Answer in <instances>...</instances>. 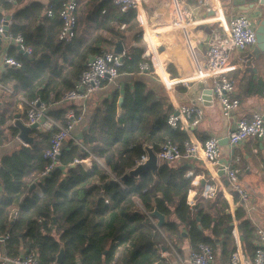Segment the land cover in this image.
<instances>
[{
    "label": "trees",
    "instance_id": "obj_1",
    "mask_svg": "<svg viewBox=\"0 0 264 264\" xmlns=\"http://www.w3.org/2000/svg\"><path fill=\"white\" fill-rule=\"evenodd\" d=\"M67 1L0 0V20L11 16L9 33L22 36L25 47L31 50L25 57L16 46L11 48L10 54L23 66L7 70L0 83L12 85L26 100L37 95L49 100L51 93L59 97L71 90L86 61L99 54L102 45L126 46L120 74H138L145 62L143 46L126 44L127 32L138 28L135 9L122 12L115 0H89L87 11L79 14L78 9L75 37L64 41L60 39L64 26L60 13ZM77 3L79 6L80 1ZM87 23L114 38L91 33L85 28ZM134 35L140 44L139 33ZM119 99V92H114L94 108L81 142L66 140L57 167L47 177L41 174L48 165L45 153L51 133L33 130L32 143L19 146L0 160L2 256L15 258L22 251L35 250L41 264L58 262L61 254L60 264H162L164 235L170 240L183 239L186 231L193 249L200 244L215 249L216 238L231 237L229 204L221 194L216 198L220 212L215 207L220 214L206 211L200 204L189 205L194 177H188L186 166L167 162L155 172L130 174L146 148L157 151L168 140L182 145L189 139L184 129L169 124L174 109L168 97L135 81L132 88H126L122 105ZM50 113L65 122L64 108H53ZM5 124L4 115L0 144L20 134L19 127ZM90 158L93 162L88 168L83 161ZM33 176L40 178V194L29 187ZM154 210L166 217L160 229L149 216ZM15 211L18 215L12 221ZM243 216L238 207L236 217L241 222L244 248L255 251L256 229ZM207 230H212L215 238L207 236ZM6 235L9 238L3 240Z\"/></svg>",
    "mask_w": 264,
    "mask_h": 264
},
{
    "label": "crops",
    "instance_id": "obj_2",
    "mask_svg": "<svg viewBox=\"0 0 264 264\" xmlns=\"http://www.w3.org/2000/svg\"><path fill=\"white\" fill-rule=\"evenodd\" d=\"M79 1L78 9L80 10V14L82 11L84 12L89 9L85 5L89 0ZM141 1L144 14L148 20V27L157 31L156 44L158 46L159 59L167 64V71L170 76L172 78H189L196 74L199 65L203 62L212 32L215 29L221 31L218 24L202 23L211 14V11H208L201 3V0H184L187 10L191 11V15L189 18H181L173 0ZM221 1L227 18L243 13L250 17H257L259 14L258 9L250 12L239 11L235 13L233 12L235 7L228 5L230 3L229 0ZM83 14L86 15V13ZM188 19H190V23L187 26H183V22H187ZM85 28H89L91 33L103 35L106 39L112 40L114 38L104 30L96 31L93 23L85 24ZM135 33L137 31L127 32L128 38L126 44L133 43V46L138 47L142 42L140 44L136 43L134 40ZM122 46L125 55L126 46ZM12 47L13 45H10L4 39L0 58L3 53H10ZM101 48L106 52L116 53L115 44L102 45ZM256 54L260 55V58H256ZM262 57L263 54L258 51L257 44L236 54L235 60L239 63V68L232 74V78L236 82L234 97L240 101V107L230 120L224 117L220 103L213 96L204 95L206 89H203L202 83L198 81L191 82L188 87L177 86L176 88L167 89L151 72L142 74L124 73L120 74L114 83L107 85L92 95L87 102V111L84 119L73 130V137L76 142H81L83 133L87 129L89 117L100 102L111 98L113 93L117 91L120 94V98H124L126 88H132L135 81H141L154 89L158 94L166 95L174 112L178 111L180 107L190 105L199 97H207L202 103L204 115L199 124L193 127L190 123L184 121L182 128L187 132L190 139L202 144L214 136L226 138L228 131L235 128L240 118L246 117L252 119L254 114H264V58ZM4 72L1 70L0 60V77L5 74ZM0 85L7 89H13L12 85H4L2 83ZM3 87L0 86V119L4 118L5 115V127L15 126L17 122L25 124L26 108L22 102L23 97L17 94L12 96ZM38 130L42 131L41 129ZM32 132H30V137L33 136ZM7 134L10 135L9 133ZM21 145L27 146L19 139V136L4 144H0V160ZM222 158L225 162L229 160L233 161L234 165L238 168L240 180L250 195L247 203L243 204L239 200H236L239 197L231 192L229 186H225L226 177L220 176V172L210 163L187 160H178L174 163L186 166L188 168V175L192 173L191 176L194 177L193 189L188 196L189 205L195 206L196 204H200L204 206L206 211L220 214V207L216 203L218 194H221V198L227 200L229 204L228 212L232 219V223L230 224L232 235L229 239L224 235L216 238L217 244L213 250L216 255V264H232L231 259L234 253L239 254L241 260H252L255 255L254 249L244 248L242 232L240 230L241 222L236 217L238 207H241L244 211L243 219H247L256 229L255 240L253 242L255 249L257 230H264V140L250 138L233 149L229 145L223 146ZM84 161H86L84 164L88 168L91 167L93 162L91 158ZM39 179V177L34 176L29 179L30 189L34 186L33 189L38 194L41 193V188L38 186ZM212 206L213 208H211ZM217 206L219 212L215 209ZM205 233L207 236L215 238L212 230H207ZM164 238L167 245L160 250V254L164 259L162 264H181V261L188 262L189 254L194 249L192 248L190 239L187 237L186 231H184L183 239L170 240L166 235H164ZM22 252L24 253V251Z\"/></svg>",
    "mask_w": 264,
    "mask_h": 264
},
{
    "label": "built area",
    "instance_id": "obj_3",
    "mask_svg": "<svg viewBox=\"0 0 264 264\" xmlns=\"http://www.w3.org/2000/svg\"><path fill=\"white\" fill-rule=\"evenodd\" d=\"M12 1V0H10ZM122 12L133 8L136 10V20L140 30L139 35L142 39L144 48L145 62L140 65V73L151 72L165 88L172 89L177 86L188 87L191 82L202 83L204 89H211L213 97L220 103L222 113L228 120L232 119L233 114L239 109L240 101L234 97L236 82L232 74L239 68V63L235 60L236 54L247 50L257 44L256 23L254 17L247 14H237L229 18L226 17L221 0H201V3L211 11V14L202 21L204 24H218L221 31L215 29L210 37L207 51L203 57V62L199 65L197 73L189 78H172L167 71V64L163 63L158 56V46L156 44L157 31L148 27V20L145 16L141 0H115ZM176 10L181 18H189L191 11L187 10L184 0H173ZM78 3L76 0H68L60 13L64 22L60 39L70 41L76 35ZM52 15V11L48 12ZM6 17L0 20V37H3L10 45L20 47V49L31 55V50L26 48L22 36L13 37L10 33L5 37ZM183 22V26H187ZM9 22V26H10ZM187 23V24H186ZM124 28V26H123ZM123 54L106 52L102 50L99 54L90 56L86 61L84 70L76 81L74 87L63 93L61 96L51 93L49 100H43L39 95L32 100L22 99L26 106L27 126L38 125L43 132L51 133L50 148L45 153L48 160L42 178L47 177L58 165L63 145L68 139H74L73 130L85 117L87 102L92 95L102 90L107 85L114 83L120 76V68L123 66ZM1 70L10 68L20 69L23 64L12 56L9 52L2 54ZM4 72V73H5ZM3 87L2 85H0ZM4 88V87H3ZM7 92L16 95L13 89ZM203 97H199L190 105L180 107L178 115L176 112L169 117V124L174 127H181L184 121L196 126L203 118L204 111L202 103ZM64 108L65 122L56 119L51 115L53 108ZM183 129V128H182ZM250 138L264 140V114H254L252 119L240 118L234 129L228 131L226 139L230 148H236ZM224 138L214 136L205 143L188 139L182 145L168 140L159 146L155 152L159 164L176 162L178 160L187 161H206L213 165L219 172H224L229 183L231 192L239 197L243 204L249 201L250 195L246 187L242 184L238 168L233 161L225 162L222 158L221 141ZM79 144V142H77ZM25 144V143H24ZM27 145V144H26ZM151 148V147H150ZM149 160L146 153L140 158L137 166L145 164ZM86 161H83L85 163ZM192 173L188 176L190 177ZM207 195V194H206ZM17 211L11 217L14 221L17 218ZM156 224V222H154ZM256 240L255 255L252 260L240 259V255L234 253L231 259L232 264H264V230L258 229ZM6 235L3 240H7ZM0 264H41L35 250H26L21 256L9 258L0 254ZM52 264H59L57 261ZM114 264V263H112ZM181 264H216V255L212 247L200 244L189 254L188 262L181 261Z\"/></svg>",
    "mask_w": 264,
    "mask_h": 264
},
{
    "label": "water",
    "instance_id": "obj_4",
    "mask_svg": "<svg viewBox=\"0 0 264 264\" xmlns=\"http://www.w3.org/2000/svg\"><path fill=\"white\" fill-rule=\"evenodd\" d=\"M42 2H45L46 4L49 3L51 0H40ZM228 5H233L235 8L233 12H250L253 11L254 9H258L259 14L257 17H254V21L256 23V32H257V48L258 51L263 54L264 58V0H229ZM6 27H5V33L4 36L7 37L9 33V22L11 20V16L6 17ZM2 44H3V37H0V51L2 49ZM19 54H22L25 57H29L30 55L25 52L24 50L20 49V47H17ZM123 46L122 44H118L116 47V53L118 54H123ZM256 58H260V55L258 54L255 55ZM204 89V86H203ZM210 95L211 97L213 96V93L211 89H206L204 91V95ZM205 100L207 97H203ZM124 101V98H120L119 104L122 105ZM176 115H178V112H176ZM20 128V134H19V139L25 143V144H30L33 142V138L30 137V132L33 130H37L39 128L38 125H33V126H27L24 123L17 122L15 125ZM222 146H227L228 145V140L224 138L221 141ZM146 151L149 154V160L143 164L135 168L134 170L131 171V175L138 176L144 171L150 170L152 172H155L159 166L158 159L155 155V152L153 148H146ZM220 176H225V173L222 171L219 173ZM225 186H229V183L227 180H225ZM34 187V186H33ZM32 187V189H33ZM238 196V195H237ZM149 216L152 219H156V226L160 229L162 226L166 223V217L160 213L158 210H154L153 212L149 213ZM63 255L61 254L58 258V263L60 264L62 262Z\"/></svg>",
    "mask_w": 264,
    "mask_h": 264
},
{
    "label": "rangeland",
    "instance_id": "obj_5",
    "mask_svg": "<svg viewBox=\"0 0 264 264\" xmlns=\"http://www.w3.org/2000/svg\"><path fill=\"white\" fill-rule=\"evenodd\" d=\"M88 1V0H87ZM137 33H139L140 32V30H138V28H137ZM141 45H142V43H141ZM17 97V96H16ZM7 100V99H6ZM11 101H14V100H11ZM10 102V101H9ZM25 106V105H24ZM25 108H26V106H25ZM25 110V109H24ZM154 222H157L156 220H154ZM165 242H166V240H165ZM166 245H167V242H166Z\"/></svg>",
    "mask_w": 264,
    "mask_h": 264
}]
</instances>
